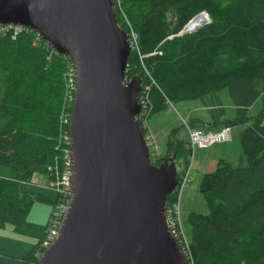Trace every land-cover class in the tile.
<instances>
[{
	"label": "trees",
	"instance_id": "obj_1",
	"mask_svg": "<svg viewBox=\"0 0 264 264\" xmlns=\"http://www.w3.org/2000/svg\"><path fill=\"white\" fill-rule=\"evenodd\" d=\"M113 8L120 27L138 37L126 79L139 77L141 89L150 87L149 114L139 119L147 137L159 143L149 120L169 102L200 100L208 112V119L194 116L184 128L244 126L239 162L228 154L202 177L207 212L188 216L193 264H264V0H113ZM203 10L211 21L180 35L188 20L190 25L206 15ZM33 31L0 34V166L12 172L0 186V228L11 224L17 233L37 238L23 264L36 260L49 223L28 222L32 205L41 199L24 193L22 185L36 174L54 178L73 106L66 76L70 59L38 41ZM224 90L234 114L221 101ZM178 133L179 128L171 129L166 143L177 161L188 163L189 140ZM175 198L168 195V205Z\"/></svg>",
	"mask_w": 264,
	"mask_h": 264
},
{
	"label": "water",
	"instance_id": "obj_2",
	"mask_svg": "<svg viewBox=\"0 0 264 264\" xmlns=\"http://www.w3.org/2000/svg\"><path fill=\"white\" fill-rule=\"evenodd\" d=\"M206 23V21H205ZM0 24L29 27L75 65L72 201L36 264H188L165 215L175 156L152 160L137 118L142 79L113 0H0ZM199 28L185 26L183 33Z\"/></svg>",
	"mask_w": 264,
	"mask_h": 264
},
{
	"label": "rangeland",
	"instance_id": "obj_3",
	"mask_svg": "<svg viewBox=\"0 0 264 264\" xmlns=\"http://www.w3.org/2000/svg\"><path fill=\"white\" fill-rule=\"evenodd\" d=\"M204 11V10H203ZM202 11V12H203ZM208 17V20H206V23H209L211 21V18L209 14L204 11ZM189 21V20H188ZM185 24V26L188 24ZM205 24L201 25L199 28L203 27ZM197 28L196 30H198ZM185 30V27L183 29V32ZM194 30V31H196ZM192 31V32H194ZM182 32V33H183ZM189 32V33H192ZM187 34V33H185ZM220 98L221 101L228 113H235V108L233 107L231 97L229 95L228 90H224L220 92ZM259 102L252 108V113L257 110L259 107ZM200 110L203 111V113L207 114L208 112L206 109H204V106L202 105L200 100L195 101H187V102H180V103H170L168 108L161 112L158 115L152 116V119L149 120V125H151V129L156 131L160 128L161 122L163 123V126L161 127V132L159 133V138L161 139V143H158L157 146L159 147L160 151L162 152V156L165 154H168L167 158L176 157L175 153H170L169 148L170 145L166 143V136L171 131V129L179 128L178 136L181 138H188V126L189 124H185L186 128L183 127L184 122H186L188 119H191L194 116H200ZM187 123V122H186ZM166 127V128H165ZM217 127L212 128V131H216ZM224 127H222L221 131ZM168 129V130H167ZM244 129V126H233L232 128V134L233 139L232 141H227L219 144H214L208 148H200L196 149L194 158L190 157L189 162L186 163L185 161L179 159L177 163V171L179 175V170L185 167L186 165L189 167V185L184 189L181 203H182V220H183V227L186 232V234L190 237L191 236V227L189 225L188 216L189 213L194 212H201L205 213L207 212V207L204 201V197L202 195V192L200 190L202 177L205 173L212 172L217 166V160L221 156L226 157L227 154H230L229 157L231 160H233L234 164H237L240 159V133ZM211 131V130H207ZM160 142V141H159ZM149 146V145H148ZM160 156H154V160H159ZM155 163V162H154ZM162 162H159L158 164H161ZM7 174L6 177H0V186L1 182L4 178H11L10 175L12 174L11 169L6 166H0V174ZM49 179L47 175H40L38 177V182H25L22 185L23 192H29L33 195H43L44 197L52 198L58 196L57 191L49 186ZM55 198V199H56ZM53 211V204L48 202H43L41 200L35 201L30 214L28 216V222H33L41 225H47L50 216ZM11 225V224H10ZM9 225L5 226V228H2L4 230H1L2 233H7L9 229ZM13 227V226H12ZM13 229V228H12ZM4 235V234H3ZM9 235V238H12V240H18L21 243L23 242V238H25L29 245L27 247H24V252L27 249L29 252L32 250L35 245L37 244L38 240L37 238L33 236L28 235H22V236H15V235Z\"/></svg>",
	"mask_w": 264,
	"mask_h": 264
},
{
	"label": "built area",
	"instance_id": "obj_4",
	"mask_svg": "<svg viewBox=\"0 0 264 264\" xmlns=\"http://www.w3.org/2000/svg\"><path fill=\"white\" fill-rule=\"evenodd\" d=\"M119 2V0H118ZM24 29L31 30L29 27H24L21 25H14V24H0V34H3L5 32H8L10 30H13V34H17ZM35 31V30H34ZM33 31V32H34ZM37 33V40L43 39L45 41L47 47H50L53 52H58L55 50V48L44 39V37L39 33ZM131 49H134L138 45V37L135 35L134 32H132L131 36H129ZM52 46V47H51ZM63 56V55H62ZM67 57V56H64ZM69 58V57H68ZM68 60V70H67V90L69 89V92L71 93V101L74 100V93L76 89L75 84V65L71 58ZM150 87L146 86L145 88H142L139 94L140 101L142 103V110L138 115V120L142 117H146L149 114V110H147V104L146 101L148 100L147 93L149 92ZM71 113V112H70ZM70 113L67 114L69 125V116ZM188 148L191 149V156L194 158V154L196 149L200 148H208L214 144H219L227 141L232 140V127L230 126H224V128L221 131H207L203 128H191L188 126ZM147 143L150 148L151 157L154 160V156L159 157L162 153L157 146L156 141L153 140V137L146 136ZM70 138H69V132L66 134L64 145L62 148L63 151V161H62V167L60 168V165H55V172H54V178L49 180V186L53 187L57 193V199L55 204L53 205V211L49 219V226H48V232L46 238L42 241V243L39 246L38 251L36 252V260L33 262H30L28 264H36L38 259L42 256L44 251L50 247V245L55 241V239L59 235L60 227L63 223V220L66 216V213L68 211V207L70 205V202L72 201L73 191H72V160H71V150H70ZM189 167H183L179 170V181L178 186L175 189V199L172 203L169 205H166L165 209V215H166V222L168 225V228L172 235L178 240L182 252L184 253L186 260L188 264H193V258L192 254L189 250V239L188 236L184 230L183 227V220H182V195L184 189L189 185ZM32 181H35L34 178Z\"/></svg>",
	"mask_w": 264,
	"mask_h": 264
},
{
	"label": "crops",
	"instance_id": "obj_5",
	"mask_svg": "<svg viewBox=\"0 0 264 264\" xmlns=\"http://www.w3.org/2000/svg\"><path fill=\"white\" fill-rule=\"evenodd\" d=\"M200 113H201L200 117H202L203 119H208L209 118V114L208 113L207 114L206 113L204 114L202 110H200ZM218 128H220V127H218ZM160 132H161V130H157V131H155V134L158 135V137H159V133ZM159 139H158V142H159ZM222 158H224V157L223 156L222 157L220 156L218 158L217 164H218V161L220 159H222ZM5 175H7V174H4V173L3 174H0V177H6ZM40 175H42V174H36L35 177H34V180L35 181H33V182H38V177ZM25 193L31 194L29 192H25ZM36 196H39L40 199L43 202H48V203H52V204H53L52 200H55V198H56V197H53V199L52 198H48L47 199L43 195H36ZM30 211H31V209H30ZM30 211L28 213V216L30 214ZM27 220H28V217H27ZM30 223H33V222H30ZM35 224H37V223H35ZM9 226L10 227H9L8 231H6L7 233H2L1 230H4V229L0 228V264H23L24 258L31 251L30 250L29 252H27L28 250L26 249L25 252H24V249H25L24 247H27L29 245V242L25 238H23V242L22 243L20 241H18V240H12V238H9V235L8 234H10V235L13 234V235L19 236V237L22 236V235H28V234L17 233L14 230V227H12V225H9ZM3 228H5V227H3Z\"/></svg>",
	"mask_w": 264,
	"mask_h": 264
},
{
	"label": "bare ground",
	"instance_id": "obj_6",
	"mask_svg": "<svg viewBox=\"0 0 264 264\" xmlns=\"http://www.w3.org/2000/svg\"><path fill=\"white\" fill-rule=\"evenodd\" d=\"M208 20V17L206 15L201 16L200 18H198L197 20L193 21L190 25H188V28H193V27H197V26H201L203 24H205V21ZM183 32V31H182ZM181 34V33H180ZM62 141H63V145H64V141H65V135L62 134ZM35 177V176H34Z\"/></svg>",
	"mask_w": 264,
	"mask_h": 264
},
{
	"label": "clouds",
	"instance_id": "obj_7",
	"mask_svg": "<svg viewBox=\"0 0 264 264\" xmlns=\"http://www.w3.org/2000/svg\"><path fill=\"white\" fill-rule=\"evenodd\" d=\"M146 136V135H145ZM232 139H233V137H232ZM232 141V140H231ZM162 153V152H161ZM72 160V159H71ZM176 160V159H175ZM158 160H156V161H154L156 164H158V162H157ZM176 162H177V160H176ZM72 170H73V163H72ZM73 176V175H72ZM47 177H49L48 175H47ZM178 181H179V178H178ZM32 182V181H31ZM177 186H178V184H177ZM177 186H176V188H177ZM175 188V189H176ZM72 191H73V189H72ZM175 192V190L171 193V194H173ZM74 193V192H73ZM57 199V198H56ZM166 205H168V200H167V203H166ZM166 209V208H165ZM49 222V221H48Z\"/></svg>",
	"mask_w": 264,
	"mask_h": 264
}]
</instances>
